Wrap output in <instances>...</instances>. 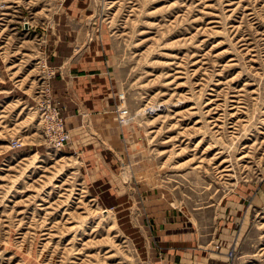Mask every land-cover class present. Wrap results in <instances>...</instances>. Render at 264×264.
Returning <instances> with one entry per match:
<instances>
[{"label": "rangeland", "instance_id": "obj_1", "mask_svg": "<svg viewBox=\"0 0 264 264\" xmlns=\"http://www.w3.org/2000/svg\"><path fill=\"white\" fill-rule=\"evenodd\" d=\"M0 264H264V0H0Z\"/></svg>", "mask_w": 264, "mask_h": 264}, {"label": "crops", "instance_id": "obj_2", "mask_svg": "<svg viewBox=\"0 0 264 264\" xmlns=\"http://www.w3.org/2000/svg\"><path fill=\"white\" fill-rule=\"evenodd\" d=\"M95 76V75H94ZM92 77V76H91ZM84 79H80V80H78L77 82H78V84H79V82L81 81V82H84V83H82V84H85L84 86H88V82H89V79H87V78H85V76L83 77ZM93 92V91H92ZM81 93H83V95L81 96L82 98H84V93H85V91L82 89V90H79V96H80V94ZM89 96H90V98L91 99H95V97H96V94H92V95H90V93H89ZM95 103H98V101H94V103H92L93 104V106H94V104ZM89 107V106H88ZM209 261H210V259H209ZM210 263V262H209Z\"/></svg>", "mask_w": 264, "mask_h": 264}, {"label": "built area", "instance_id": "obj_3", "mask_svg": "<svg viewBox=\"0 0 264 264\" xmlns=\"http://www.w3.org/2000/svg\"><path fill=\"white\" fill-rule=\"evenodd\" d=\"M118 112H119V117H120V119H122L123 120V118L125 117V116H127V110L126 109H121V108H119L118 109ZM124 121V120H123ZM127 120H125L124 122H126ZM62 137V136H61Z\"/></svg>", "mask_w": 264, "mask_h": 264}, {"label": "bare ground", "instance_id": "obj_4", "mask_svg": "<svg viewBox=\"0 0 264 264\" xmlns=\"http://www.w3.org/2000/svg\"><path fill=\"white\" fill-rule=\"evenodd\" d=\"M126 123V122H125Z\"/></svg>", "mask_w": 264, "mask_h": 264}]
</instances>
